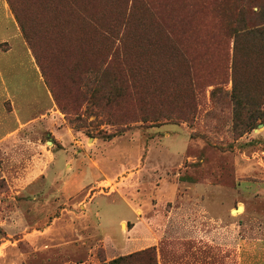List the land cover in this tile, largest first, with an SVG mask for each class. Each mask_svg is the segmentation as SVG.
<instances>
[{
  "label": "rangeland",
  "instance_id": "374dc122",
  "mask_svg": "<svg viewBox=\"0 0 264 264\" xmlns=\"http://www.w3.org/2000/svg\"><path fill=\"white\" fill-rule=\"evenodd\" d=\"M256 100L264 0H0V264H264Z\"/></svg>",
  "mask_w": 264,
  "mask_h": 264
},
{
  "label": "trees",
  "instance_id": "16d2710c",
  "mask_svg": "<svg viewBox=\"0 0 264 264\" xmlns=\"http://www.w3.org/2000/svg\"><path fill=\"white\" fill-rule=\"evenodd\" d=\"M238 53L237 50V45H236V54ZM233 97L235 98V100L237 99L236 103L239 105L242 103L243 97H241L242 94H244V85L243 83H241L239 80L234 79L233 80ZM260 95H258V100H259ZM257 98V96H256ZM192 101L195 102V98H192ZM240 102V103H239ZM237 116L239 115V112L236 114ZM257 116V119H263L264 118V104H262V106H260V104L257 102L253 103L251 105V111H250V115L248 116L245 124H248L250 126V122L252 119H254ZM150 252L148 251H142L136 254H131L128 256H123L120 258H117L115 260H112L109 263H105V264H128L132 259L136 258V257H145L148 256V264H156L154 262V258L152 255L149 254Z\"/></svg>",
  "mask_w": 264,
  "mask_h": 264
},
{
  "label": "water",
  "instance_id": "95a60500",
  "mask_svg": "<svg viewBox=\"0 0 264 264\" xmlns=\"http://www.w3.org/2000/svg\"><path fill=\"white\" fill-rule=\"evenodd\" d=\"M241 208V207H240ZM240 210V209H239Z\"/></svg>",
  "mask_w": 264,
  "mask_h": 264
},
{
  "label": "crops",
  "instance_id": "0c3cea01",
  "mask_svg": "<svg viewBox=\"0 0 264 264\" xmlns=\"http://www.w3.org/2000/svg\"><path fill=\"white\" fill-rule=\"evenodd\" d=\"M132 246V245H131Z\"/></svg>",
  "mask_w": 264,
  "mask_h": 264
}]
</instances>
